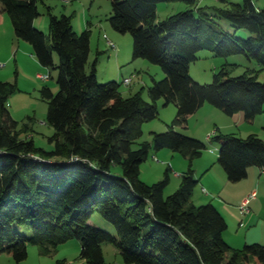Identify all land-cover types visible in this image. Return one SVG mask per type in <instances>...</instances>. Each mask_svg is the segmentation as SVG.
Masks as SVG:
<instances>
[{"label":"trees","instance_id":"1","mask_svg":"<svg viewBox=\"0 0 264 264\" xmlns=\"http://www.w3.org/2000/svg\"><path fill=\"white\" fill-rule=\"evenodd\" d=\"M201 1L112 0L110 23L116 32L132 34L134 61L146 60L166 75L154 80L149 103L142 92L124 97L116 81L100 84L98 60L87 71L90 28L79 36L72 18L49 12L46 35L35 28L40 0H0L1 13L11 18L17 38L31 44L42 66L59 72L60 88L58 94L43 90L49 105L46 123L54 129L49 138L54 148L47 150L37 146L33 135L28 138L33 129L21 127L7 108L16 86L0 83V255L21 263L30 245L52 255L61 245L79 240L86 264H106L105 244L116 246L126 264H264L263 245L232 248L220 210L192 202L200 182L192 166L170 196V168L158 183L141 180L142 165L154 149L180 153L190 163L204 155L208 148L203 142L175 128H186L206 103L230 116L245 113L248 121L264 113V83L256 71L232 77L234 65L228 63L209 85L197 83L190 74L205 50L223 58L245 56L264 69V8L243 0L210 12ZM161 3H185L189 8L158 22ZM217 19L247 30L249 38L226 31ZM161 100L178 107L175 122L166 133H153V143L135 150L144 125L159 117ZM214 140L230 182L245 180L251 167L264 171V140L258 136L220 134ZM115 167L122 173L114 172ZM96 213L118 236L89 223ZM23 228H29L30 237L20 231Z\"/></svg>","mask_w":264,"mask_h":264},{"label":"rangeland","instance_id":"2","mask_svg":"<svg viewBox=\"0 0 264 264\" xmlns=\"http://www.w3.org/2000/svg\"><path fill=\"white\" fill-rule=\"evenodd\" d=\"M253 2L258 9L264 8V0H253ZM199 3L212 12L215 7L230 6L234 3L242 4L243 0H228L227 4H222L219 0H203ZM38 7L40 16L35 20V28L46 35L49 34V12L59 18L62 16L72 18L74 31L79 36L90 28L92 32L91 55L87 71L90 73L92 64L98 60L97 76L100 84L116 81L122 85L124 97L130 98L142 92L144 99L151 103L149 89L153 86L154 80L162 81L166 78V75L161 67L146 60L134 61V38L132 34L116 32L110 23L113 10L112 0H40ZM188 8L185 3H161L157 11L158 22L165 21L168 17L186 11ZM7 19L6 24L0 26V83L16 86V90L7 101V108L21 127L28 126L33 129L34 133L28 138L33 135L37 146L53 150L54 147L49 143V138L54 135V129L46 123L49 105L43 97V90L50 88L54 94H58L60 89L58 85L59 72L56 69L45 68L40 64L34 55L31 44L17 38L9 15H7ZM217 22L226 31L236 33L242 39H248L250 36L247 30H236L226 20L217 19ZM54 59L55 65L58 66L60 60L56 53ZM228 63L234 65V68H230V76H241L248 70L256 71L259 82L264 83V69L256 62L250 61L241 55L227 58L217 57L213 52L207 50L199 53V60L191 65L190 74L197 83L209 85L213 83L215 75L220 73ZM127 78L133 80L130 85H125ZM158 108L159 117L144 125V136L133 146L135 150L139 149L141 144L145 142L153 143V133H166L169 126L175 122L178 114V107L175 104L166 106L165 101L161 100L158 103ZM242 114L245 117V113ZM237 119L238 116L233 118L221 109L206 103L203 108L188 119L186 128L176 127L175 130L203 142L208 148L204 157L211 154L217 162L215 169L224 171L226 175L224 181L219 175L217 176L216 170L209 174L208 178L212 181V187L200 181L192 197V202L198 207L209 204L216 206L228 223V230L225 232L227 243L232 248L241 250L246 245L255 244V240L264 236V203L259 202L257 205H253V214L257 212L261 215L259 226L254 229L248 227L245 220L249 216L252 206H249V203L253 198L246 195L245 200H249V203L245 207V212H243L242 207L236 210L235 203L238 200L236 197H238L239 190L232 187L240 185L242 190L246 191L247 184L244 183H249V181L245 179L244 182H230L225 169L219 163L220 148H218L219 144L215 142L214 137L220 134H234V132L241 137L240 130L237 129L245 132L244 127L248 124V121L244 118L245 125ZM163 151L173 153L171 150H152L148 161L141 168L142 182L153 185L164 180L171 162L165 159L167 158L165 154H160ZM177 155H180L182 159H186L180 153ZM205 159L203 172L213 164V161L210 163L207 158ZM186 161L188 163L186 164L185 173L189 171L190 166L193 164L187 159ZM114 172L122 173V168L115 167ZM175 173V169L170 172L171 182L166 190L167 196L177 192L182 183V177L175 178ZM214 173L216 178L211 179ZM260 179L261 177L258 181ZM245 202L243 201L241 206H244ZM89 223L105 232L118 236L116 228L99 213L94 214ZM20 231L28 237L32 234L29 228H23ZM103 248L106 264H126L116 246L105 244ZM81 251L82 244L79 240H71L61 245L52 255L42 254L38 247L30 245L27 260L18 263L9 254L5 253L0 255V264H86L81 259Z\"/></svg>","mask_w":264,"mask_h":264},{"label":"crops","instance_id":"3","mask_svg":"<svg viewBox=\"0 0 264 264\" xmlns=\"http://www.w3.org/2000/svg\"><path fill=\"white\" fill-rule=\"evenodd\" d=\"M7 21H8L7 14L1 13V10H0V26H4ZM90 55H91V53H90ZM238 114L233 115V118L238 116L237 121H241V122H243V124L246 125V123L244 122V120L246 119V116L243 117L242 113H238ZM247 125L244 127L245 132H242L241 129H237V130H240L241 138L249 137L251 135H256L259 138H261L262 140H264V113L257 116L253 121H248ZM231 134H233V133H231ZM236 134H238V133L234 132L233 135H236ZM238 135H236V136H238ZM238 137H240V136H238ZM218 148H220V147H218ZM207 151H208V149L206 150V152ZM171 152H173V151H171ZM210 152L212 153V151H210ZM205 153L200 159H197V160H195V162H193L192 167L194 168L196 179L199 181H202L203 184L212 187V184H211L212 181H210V179L208 178V176L211 172L216 170L215 172H217L216 173L217 176L219 175V177H221L222 181L225 180L226 175L222 169H215V166L217 165V162L214 160L215 158L213 159L211 154L204 157ZM160 154H165V157H167L165 159L171 162V164H170L171 166L169 168L171 170L175 169V172H176L175 178L182 177L181 175H183L185 173L186 164L188 163L186 161V159H182V157H180V155H177L178 153H175V152L170 153L169 151H163V153H160ZM215 157H216V155H215ZM205 158H207V160H209L210 163L213 161V164H212V166L209 167V169H207L205 172H203L202 169H204V167H205V162H204L206 160ZM176 166H177V168H176ZM263 175H264V171L262 169H260L259 167H251L248 171V177L246 178V181H249V183L248 182L244 183V184H247V186L245 188L246 191H243L242 187L240 185L232 187L233 189L239 190L238 197H236V199H238V200H236V203H235V209L236 210H238L239 207H240V209H241V207H243V206H241V203H243V201L244 202L246 201L245 199L248 197V195H250L253 198L252 201L249 203V206H251V205L253 206L255 204L257 205L259 202L264 203V182H263L264 176ZM259 177H261V179L258 181ZM214 178H216L215 173H214V175L211 176V179H214ZM199 184H200V182H199ZM262 187H263V189H262ZM246 195H247V197H246ZM252 206L250 208L249 216L246 218L245 222L248 223V225H247L248 227L254 229L257 226H259L260 220H261V215L258 214L257 212H256V214H253L254 213L253 212L254 206L253 207ZM255 242H256L255 244L264 245V236L261 239L255 240Z\"/></svg>","mask_w":264,"mask_h":264},{"label":"built area","instance_id":"4","mask_svg":"<svg viewBox=\"0 0 264 264\" xmlns=\"http://www.w3.org/2000/svg\"><path fill=\"white\" fill-rule=\"evenodd\" d=\"M111 45L115 47V45H114L113 43H111ZM132 81H133L132 79H126V81H125V85H130V84L132 83ZM248 203H249V200H247V201L244 203V206L242 207L243 212L246 211L245 207H246V205H247Z\"/></svg>","mask_w":264,"mask_h":264}]
</instances>
